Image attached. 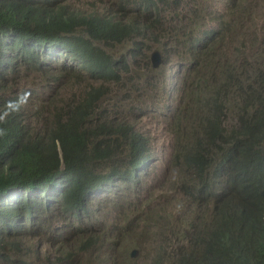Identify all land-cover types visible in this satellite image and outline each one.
Masks as SVG:
<instances>
[{
	"label": "trees",
	"instance_id": "16d2710c",
	"mask_svg": "<svg viewBox=\"0 0 264 264\" xmlns=\"http://www.w3.org/2000/svg\"><path fill=\"white\" fill-rule=\"evenodd\" d=\"M114 4L115 11L110 2V11L86 12L69 0H0V32L9 33L0 37V49L9 60L8 71L0 74V263L33 264L22 258L26 252L21 246L35 235L33 231L42 232L41 222L65 211L81 221L94 197L114 182L111 193L125 184H137L140 173L154 160L151 136L129 116L112 114L106 102L111 85L121 84L122 74L129 72L125 66L129 59L140 70L143 64L152 67L151 52L159 49L162 34L140 12L156 8L153 18L160 23L161 8L157 0H116ZM240 5L237 1L235 6ZM126 6H133L136 13ZM230 21L218 18L221 37L205 28L196 42L190 41L197 55L192 68L200 70L199 90L187 92L185 105L171 107L162 117L175 136L176 153L180 151L178 156L186 163L180 181L185 184L194 167L191 178H200L192 191L224 200L215 255L222 264H264V60L259 62L251 52L240 50L236 63L223 61L215 43L235 29L228 26ZM127 41L135 44L127 53L117 55L109 48ZM61 61L71 62L58 68L61 73L74 69L77 80L83 72L98 85L92 83L80 100L57 112L53 126L36 130L27 121L26 107L18 103L22 98L7 96L8 78L22 67L47 69ZM161 101L166 104L163 97ZM122 153L126 156L121 159ZM106 161H112V166L105 170L101 164ZM16 189L24 193L10 199L9 193ZM104 227L79 236L78 244L65 256L62 250L58 258L69 263L74 253L77 258L90 256L94 246L101 248L113 239V231ZM239 228L246 231L240 234ZM30 247L40 257V244ZM204 248L184 264L216 263L206 258Z\"/></svg>",
	"mask_w": 264,
	"mask_h": 264
},
{
	"label": "rangeland",
	"instance_id": "374dc122",
	"mask_svg": "<svg viewBox=\"0 0 264 264\" xmlns=\"http://www.w3.org/2000/svg\"><path fill=\"white\" fill-rule=\"evenodd\" d=\"M114 1L116 0H69V4L83 11H106L111 2L115 11ZM157 1V8H161L160 23L155 22L153 18L157 15L156 8H151L146 14L140 13L147 16L149 21H153L157 25L156 31L162 34V41L157 43L159 50L165 55L162 68L154 71L153 65L151 67L143 64L140 70L139 64L129 59L125 65L129 72L122 74L124 78L121 84L111 85L112 92L106 102V108L112 114L118 118L129 116L138 129L151 136L157 159L150 161L145 173H140L137 184H125L111 193L114 182L110 186V193L105 192L104 196L95 198L90 213L81 221H77L65 211L41 222L42 232L33 231L35 235H30L28 241L21 246V250L26 252L22 258L32 260L33 264H81V260L74 257L75 253L69 258V263L61 261L58 256L62 250H65L63 256L68 254L67 251L78 244L79 236L95 234L101 228L103 231L104 226L110 230L112 227L121 233L123 243L121 242L118 249L108 248L100 253V247L94 246L92 256L99 253L103 259L102 264H107V261L110 264H160L159 254L163 256L165 264H174L172 260H178L177 252L179 253L185 244L183 233L198 224V218L193 212L198 195L193 193L192 188L196 187L200 176L191 178L190 172L195 168L190 167L187 174L189 180L185 184L181 183L182 169L186 163L178 154L173 156L174 139L161 118L165 106L161 99H165L167 93L170 94L167 103L173 96L177 99L182 97L187 76L190 74L189 67L197 56L191 52L190 41L196 42L205 27L210 26V31H215L218 18L231 20L228 26L235 28L229 30L226 38H219L215 43V50L222 56L226 51L233 57H238L240 50L251 52L247 47L235 48L237 41L245 36L256 48L264 47V0H233V3L230 0ZM237 1H241L240 7L235 6ZM249 4L251 7H247ZM126 7L136 13L133 6ZM231 9L235 12L229 13ZM107 10L110 11V8ZM251 13H255L253 21L242 27L236 18L249 16ZM260 24L262 28L258 32ZM240 27L242 28L239 30ZM149 43L148 40L146 44ZM134 47L133 42L127 41L109 48L121 55ZM209 56L213 54L210 53ZM70 64V61H61L47 69H36L32 65L29 68L22 67L17 74L8 78L7 96L18 94L30 98L28 101L18 102H22L27 109L30 127L36 130L50 128L57 119V112L63 107L67 110L71 104L80 100L92 83L98 85L83 72L79 74L81 79L77 80L78 73L74 69L65 68L62 70L64 73H61V65ZM194 72L199 75L200 70L195 67L192 69V73ZM186 89L196 93L199 90L198 83L195 82ZM153 98L156 104L153 103ZM119 99L121 101L116 107ZM149 99V105L144 107ZM195 100H198L197 95ZM165 136L169 139H164ZM185 141L188 143V140ZM125 156L126 153H122L120 158ZM101 165L106 170L112 166V161L103 162ZM198 208L205 210L206 205L202 203ZM186 213H191L190 220L181 218ZM36 243L42 247L41 257L31 250L30 244ZM133 248L141 251L137 258L131 256ZM129 257L130 259H127Z\"/></svg>",
	"mask_w": 264,
	"mask_h": 264
},
{
	"label": "clouds",
	"instance_id": "9594fccd",
	"mask_svg": "<svg viewBox=\"0 0 264 264\" xmlns=\"http://www.w3.org/2000/svg\"><path fill=\"white\" fill-rule=\"evenodd\" d=\"M230 1L233 2V0H230ZM249 7H251L250 4H249ZM254 15L255 14H252V13L249 14V16H251L250 17L251 21L247 22L244 26H247L249 23H251L253 21ZM219 27H220V25H219V22L217 20L216 30L213 31L211 34L214 36H219L220 35V33L218 31ZM205 28H207V31H210V26L205 27ZM261 28H262V24L259 25L258 32L261 30ZM219 29H221V27ZM7 34H9V33L0 32V37H4ZM10 34H13V32H10ZM220 37H221V35H220ZM240 41L241 42L243 41L244 43L239 45L238 47H235V48L247 47L259 62L264 60V47L256 48L249 41V39L246 36L244 37V39H240L237 42H240ZM224 49L226 51V45H224ZM230 51H232V50H230ZM44 53H49V52H48V50L47 51L45 50ZM163 57H164V55H163ZM222 59L224 62L233 64V63H236L238 57H233L232 54L228 55L227 51H226V54L224 56H222ZM8 69H9V60H8L7 56L3 53V51L0 49V74L7 72ZM192 69L193 68L191 65V67H189L190 74L187 76L186 86H185L182 97L180 99H177L175 96H173L168 104H167V99L165 98L166 104L164 106V109L162 110L163 114L166 113L167 111H169V109L171 107L185 105L184 96L187 92H190L186 88L190 87V85H192L195 82L198 83V81L196 80L197 73H195V72L192 73ZM20 97L22 98V101H27L29 98L28 96H20ZM29 100H30V98H29ZM161 118H162V121L165 124H167L166 126L168 127V130L172 133V131L169 129L168 120L165 119L164 117H161ZM172 135H173V139H174L173 156L175 157L177 154H179L180 151H178L176 153L175 136L173 133H172ZM152 153L154 155V160H156L157 157H156V152L154 149L153 141H152ZM153 165H155V164H153ZM145 172H146V169L142 172V174ZM182 172H183V170H182ZM109 189H112V188L108 187V189L106 190L107 193H110ZM23 193L24 192L22 190L16 189L15 191L9 193L8 197L10 199L17 200L18 194H23ZM101 196H104V193L101 194ZM95 198L96 197L93 198V201L95 200ZM223 201L224 200H222V199H216V198H205V197H201V196L197 197L196 203H195L196 205H195V208L193 209V212H194L195 216H197L198 222H201V221L203 222L204 227L200 231L201 226L199 224H197V226L190 227L185 233H183L182 238L184 239L185 244L180 249L179 253L184 252L187 256L182 253L181 256L178 258V262L176 264H184L185 262L190 261L192 259L193 255L196 254V252L198 250H200L201 247H205L203 253H205L206 258L210 259L211 261L215 260L214 262H216V263H210V264H222L219 257H217V255H215V254H217V252H219L218 251L219 249L217 248V244H216V235L218 233L216 228L218 226L219 220L222 219L223 212L220 214H217V213H215V210L222 209V211H223ZM202 203L206 205L205 210H201L198 208V205H200ZM89 213H90V211H89ZM204 214H205V218L202 220V215L204 216ZM181 218H183L185 220H190L191 219V213L183 214V216ZM111 230L114 233L113 239H111L107 243H105L103 245V247L100 248L99 253L101 251H104L105 249H108V248L115 250V249H118L120 247L121 242H117V240L118 239L121 240V233L117 232L112 227H111ZM116 233L119 234L117 237H116ZM216 248H217V252H216ZM99 253L96 256H92L93 255V253H92L90 256H87L84 258L79 257V259L81 260V264H102L101 261L103 259ZM40 257H41V255H40ZM158 261H160V264H165L163 261V256L161 254L158 255ZM107 264H110V262L107 261Z\"/></svg>",
	"mask_w": 264,
	"mask_h": 264
},
{
	"label": "bare ground",
	"instance_id": "6f19581e",
	"mask_svg": "<svg viewBox=\"0 0 264 264\" xmlns=\"http://www.w3.org/2000/svg\"><path fill=\"white\" fill-rule=\"evenodd\" d=\"M230 210V207H229V204L227 203V207H226V212H228ZM223 211H222V209H217V210H215V213H217V214H220V213H222ZM229 213V212H228ZM231 215H233V214H231ZM239 216H240V214H239ZM205 218V214H204V216L202 215V220ZM197 221V220H196ZM198 224L202 227V224H203V222L201 221V222H198ZM239 230V233L240 234H242V232H245L246 231V229L245 228H239L238 229ZM119 234L118 233H116V237L118 236ZM241 239L243 240V241H246V235H242V237H241ZM117 242H122L123 243V241H121V240H117ZM246 243V245H249V242H245ZM202 248L203 247H201L200 248V250H202ZM122 249V248H121ZM200 250H198V251H200ZM140 250L139 249H136V248H133L132 250H131V256L133 257V258H137L139 255H136L137 254V252H139ZM185 254L184 252H181V253H178L177 252V255H178V258L181 256V254ZM186 255V254H185ZM187 256V255H186ZM114 257V255L112 256V258ZM127 259H130V257L129 258H127ZM173 261V263L174 264H176V262H178V260H176V259H173L172 260Z\"/></svg>",
	"mask_w": 264,
	"mask_h": 264
},
{
	"label": "water",
	"instance_id": "95a60500",
	"mask_svg": "<svg viewBox=\"0 0 264 264\" xmlns=\"http://www.w3.org/2000/svg\"><path fill=\"white\" fill-rule=\"evenodd\" d=\"M255 14V13H252ZM251 16H243L240 18H236L242 25V27L249 21H251L250 19ZM240 27V29L242 28ZM151 63L153 65V67L157 68L160 67V65L163 63L164 61V57L162 52L159 49H156L155 51L151 52V57H150ZM140 251L137 252L136 255H139Z\"/></svg>",
	"mask_w": 264,
	"mask_h": 264
}]
</instances>
